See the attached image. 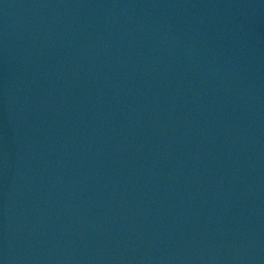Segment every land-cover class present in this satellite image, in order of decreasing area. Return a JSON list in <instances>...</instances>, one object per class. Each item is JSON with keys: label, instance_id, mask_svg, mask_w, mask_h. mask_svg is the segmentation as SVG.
Masks as SVG:
<instances>
[{"label": "water", "instance_id": "1", "mask_svg": "<svg viewBox=\"0 0 264 264\" xmlns=\"http://www.w3.org/2000/svg\"><path fill=\"white\" fill-rule=\"evenodd\" d=\"M0 264H264V0H0Z\"/></svg>", "mask_w": 264, "mask_h": 264}]
</instances>
